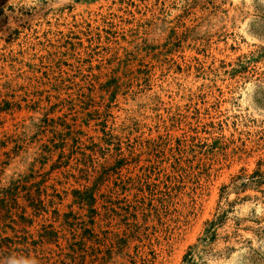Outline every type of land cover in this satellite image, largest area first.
Here are the masks:
<instances>
[{"label": "rangeland", "instance_id": "rangeland-1", "mask_svg": "<svg viewBox=\"0 0 264 264\" xmlns=\"http://www.w3.org/2000/svg\"><path fill=\"white\" fill-rule=\"evenodd\" d=\"M26 173L0 264H264V0H0V184Z\"/></svg>", "mask_w": 264, "mask_h": 264}, {"label": "trees", "instance_id": "trees-1", "mask_svg": "<svg viewBox=\"0 0 264 264\" xmlns=\"http://www.w3.org/2000/svg\"><path fill=\"white\" fill-rule=\"evenodd\" d=\"M58 135L61 136L62 134L59 133ZM61 145H62L61 139L53 143L54 147H59ZM16 146L17 145L13 143V145H11L10 148L12 150H15ZM31 176H32L31 173H26L20 177L9 180L5 185L0 184V219H4V220L7 219V220H11L12 222H24L31 220L29 217L23 214L24 207H20L19 212L14 211L15 217H12L13 211H11V208L16 202V196L19 194L20 191L23 192L24 198L26 200V205L31 207L32 211H34V209H37L36 207L38 205L45 206L44 204H42V198L39 197V192H38L39 186H37L39 180L33 181L30 179ZM31 185H33V191L36 192L34 194H32V191L28 189V186ZM71 194L73 201L86 209L85 213H83L85 214V218H82L80 221L81 222L80 231L78 232V236L80 237V239H76L75 241L79 249H82L80 248L81 247L80 245H82V241H81L82 238L88 237L89 235L93 234L92 227L87 225L86 222L88 223L93 222V215L96 213V208L93 207L92 205L95 201V197L92 193V189L89 186H85L82 189H78V188L72 189ZM45 202L51 203V199L47 198ZM52 211L56 212V210H52ZM60 216H61L60 219L61 224L67 225L68 228L70 226H75L74 221L72 219H69L70 218L69 216H71V218L75 217V215L72 214L70 210L62 212ZM211 223H213V221H211L210 224ZM51 234H54V231H52L50 228H43L38 233V236L40 238L41 237L49 238V235ZM74 236H76V232L73 235V237ZM70 249L72 251L70 257L71 260L73 261L75 256L74 253L76 252L75 254H77L78 249L75 250L73 246H71ZM1 252L2 250L0 251V253ZM100 264H103V261H101Z\"/></svg>", "mask_w": 264, "mask_h": 264}]
</instances>
